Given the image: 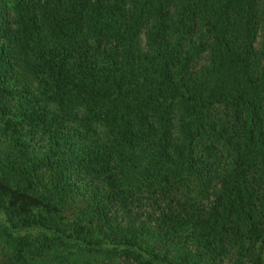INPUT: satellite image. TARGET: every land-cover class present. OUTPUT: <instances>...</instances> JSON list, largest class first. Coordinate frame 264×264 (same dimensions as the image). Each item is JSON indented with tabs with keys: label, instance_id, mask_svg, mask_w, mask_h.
<instances>
[{
	"label": "trees",
	"instance_id": "16d2710c",
	"mask_svg": "<svg viewBox=\"0 0 264 264\" xmlns=\"http://www.w3.org/2000/svg\"><path fill=\"white\" fill-rule=\"evenodd\" d=\"M0 264H264V0H0Z\"/></svg>",
	"mask_w": 264,
	"mask_h": 264
}]
</instances>
